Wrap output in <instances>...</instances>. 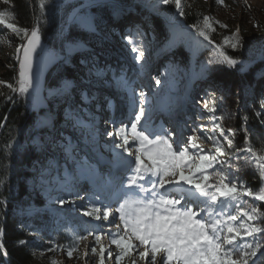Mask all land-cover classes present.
Returning <instances> with one entry per match:
<instances>
[{
  "label": "snow or ice",
  "instance_id": "snow-or-ice-1",
  "mask_svg": "<svg viewBox=\"0 0 264 264\" xmlns=\"http://www.w3.org/2000/svg\"><path fill=\"white\" fill-rule=\"evenodd\" d=\"M49 5L53 10L66 7L63 0H38L40 14L33 13L31 28L18 25L12 12L0 11V26L10 30L20 41L13 54L18 65L16 83L0 80V86L10 93L31 97L34 107L43 111L33 125L32 142L53 160L57 152L61 154L67 166L61 188L75 195L73 200L58 196L54 202L63 206L85 200L75 189L81 180H92L102 186L108 202L94 193L89 203L80 206L84 209L82 215L104 222H109L111 217L115 231L111 228L107 232L98 230L100 225L92 226L86 234L72 229L74 242L67 249L52 243L45 251L63 252L69 260L79 259L74 253L80 254V244L92 237L94 244L90 248L86 246L82 253L85 264L89 254L98 257L97 264H105L106 259L124 264L126 258L130 264H137L138 259L144 264H264V210L259 203H254L264 202V144L259 149L254 147L249 139L250 130L245 127L243 145L238 147L235 143L237 130L224 127L225 116L216 114L218 108L214 99L202 103L203 112L208 115L196 117L207 119L210 126L194 124L187 136H177L163 124L154 126L153 117L157 111L171 114V109L154 107L143 89L136 92L135 81L125 74L117 76L110 66L101 67L95 52V44H102L115 32V23L127 19V30L121 39L143 70L147 32L144 23L133 19L134 13L147 8L159 14L161 5H172L183 18L186 15L183 0H122L120 3L76 0L67 5L72 12L62 20L57 32L59 52L46 50L41 42V24L48 23L45 9ZM215 5L226 7L225 0H215ZM244 7L251 10L246 2ZM148 20L149 17H144L145 23ZM214 24L222 29L228 27L209 15H203L199 23L189 26L197 37L213 45L208 64L239 73L248 71L251 58L241 60L226 51L227 48L240 52L245 48L241 29L223 37L221 44H214L211 38V33L216 31ZM169 27L172 35L165 37V48L174 46L178 39L175 16L169 19ZM259 52L264 60V44ZM46 57L58 59L75 70L55 90L49 89L47 96L43 94L36 67L37 60L43 64ZM109 73L111 79H108ZM260 75L264 76V71ZM152 79L157 86L161 84L159 75ZM113 82L128 93V122L121 121L118 126L115 121L105 122L102 135L109 138L104 145V151L111 154L109 159L100 149L101 132L95 112L101 110L102 103L111 106L112 101L108 96L101 101L93 88L98 83ZM49 96L56 100L58 108H43ZM5 98L12 100L11 95ZM259 107L255 116L264 124V96ZM65 127L79 129L82 133L87 130L85 140L94 155L81 157L79 146L65 137ZM204 143H210L211 147L205 149ZM14 145L21 147L13 141L7 145V150H13ZM248 166L253 167L254 177L260 180L257 190H252L237 175ZM0 204L6 201L0 200ZM4 236L5 229L0 227V255L7 258L9 252L3 242ZM105 240L109 246H115V253L105 246ZM27 243L21 239L16 245ZM49 264L62 262L53 257Z\"/></svg>",
  "mask_w": 264,
  "mask_h": 264
},
{
  "label": "trees",
  "instance_id": "trees-1",
  "mask_svg": "<svg viewBox=\"0 0 264 264\" xmlns=\"http://www.w3.org/2000/svg\"><path fill=\"white\" fill-rule=\"evenodd\" d=\"M116 1L118 3L122 2V0ZM75 2L76 0H63L66 7L53 10L49 5L45 9L48 23L41 24L42 41L51 29L61 25L62 20L66 19L69 10H71L67 5ZM183 2L186 5V15L183 18L179 17L172 5H161L159 14L144 8L136 10L133 19L144 23L147 32L144 40L145 47L155 48L156 53L164 51L165 37L172 35L169 27V19L172 16H175L177 25L193 30L189 26L202 20V16L206 15L207 4L211 8H219L215 5V0H196L195 2L183 0ZM188 5L190 7H187ZM0 11L12 12L18 25L29 28L33 24V13L36 16L40 14L38 0H9L7 4L4 3V0H0ZM146 16L149 17L147 23L144 22ZM254 21H252L253 27H250L249 24L246 26L242 23L241 25V35L246 42L245 48L240 52H233L231 49L226 48L228 54L237 56L241 60L251 58L253 61L260 58L259 49L264 44V29L261 26L255 27ZM127 23V19L116 22L114 25L115 32L109 35L102 44H95L94 42L100 66L107 65H103L101 62V48L108 46L109 43L114 48L115 43L112 39L115 37V40L119 43L118 48L123 55L127 57L131 64L133 62L137 66L138 70L136 69V71L148 75L152 74L145 65L143 70L140 69V65L135 63L125 42L121 39L122 33L127 30ZM214 27L216 31L211 33V38L214 44H221L223 37L229 36V34H227L226 29L220 28L218 24H214ZM0 33H2L0 35V80L15 84L17 70L13 54L20 41L10 30L3 29V26H0ZM190 42L191 36L186 33L182 41L168 50V59L164 63L166 67L160 68L158 73L161 84L155 86L154 97L149 98L155 103L154 107L162 108L165 106V109H171V113L178 108L177 104L169 107L166 105L170 104L171 99H175L184 88L189 63ZM213 50V46L204 41H200V44L197 45L191 71L193 78L194 80H201V82L206 81L214 87L215 93H209L206 99L216 101L218 108L216 114L225 116L224 127L237 130L236 145L238 147L243 145L245 139L244 129L246 127L250 130V142L259 149L264 144V124L261 123V119L255 116V112L260 110L261 97L264 96L262 91L264 76L260 75L264 71V60L256 61L248 71L239 73L226 67L208 64ZM107 66L112 69L114 64L111 63ZM74 71V69L61 63L56 65L46 77L45 94L48 95L49 89L55 90L59 87L63 79L72 76ZM112 86L117 90H121L115 83ZM0 93H3V95H0V124L4 125L0 127V200L6 201V204H0V227L5 229L3 242L9 252L8 264H49L50 258L53 257H56L57 261L59 257H63L65 261H72L75 258L69 260L63 252L48 253L45 250L52 243L60 244L67 249L74 242L72 229L85 234L91 228L87 222L83 221L84 219H75L72 214L76 211L83 212L84 209L80 206L90 202L89 198L94 193L96 194L98 184L89 179L81 180L75 191H79L85 197V200H76L75 205L68 204V206L55 203L54 201L58 196L73 200L75 195H69L67 191L61 188L60 182L65 178V168L67 167L61 154L57 152L55 160H53L50 155L42 153L36 148L32 142L33 125L38 116L43 115V111H38L34 107L31 97H22L19 94L10 93L9 89L4 86H0ZM125 93L123 97L127 99L128 93ZM9 95L12 96L11 101L5 98ZM101 101H103V98ZM47 104L54 109L59 107L56 100L51 96L48 97ZM101 110L107 113L106 118L112 119L113 101L111 106L105 103ZM165 112L169 114L168 111ZM207 115L205 113V116ZM208 124L210 126L209 121ZM86 134L87 130L82 133L81 130L76 128H64L65 137L71 138L73 145L79 146L78 151L81 157L86 154L94 155L91 152V146L86 143ZM104 138L106 137L103 135L98 137L100 149L105 157L110 159L111 154L104 151V145L109 141ZM13 141H16L21 147L17 148L14 145L13 150H7V145L12 144ZM204 148L208 149L207 147ZM70 164L71 161H69ZM68 170L72 171L71 167H68ZM237 175L240 181L252 190H257L260 187V180L258 177H254L252 166L243 168ZM96 202L98 203V201ZM254 203H259L262 210H264V202ZM53 205L57 207H53ZM58 206L60 207L58 208ZM29 229L33 233H38V235L30 234ZM21 239L28 243L25 246H17L16 242ZM110 247L115 253V246ZM39 251L44 252L45 255H37L36 253ZM76 256L77 254L74 253V257ZM2 263H4V259L0 255V264ZM124 264H130L128 258L125 259Z\"/></svg>",
  "mask_w": 264,
  "mask_h": 264
},
{
  "label": "rangeland",
  "instance_id": "rangeland-1",
  "mask_svg": "<svg viewBox=\"0 0 264 264\" xmlns=\"http://www.w3.org/2000/svg\"><path fill=\"white\" fill-rule=\"evenodd\" d=\"M190 1L195 2L196 0H190ZM245 2L248 5H250V8H251L250 11L245 10V7H244ZM225 4H226V7H219L216 9L211 8L207 4L206 15L211 16L214 21H219L221 23L227 24L228 25V27L226 29L227 34L231 35L232 32L236 31L238 28L241 29L242 23L245 24L246 26H247V24H249V25H251L250 27H253L252 21H254V20H255L254 23L256 25L258 24L259 26H261L264 29V0H225ZM60 26L51 29L49 31V34L47 35V37H45V39L42 41L45 48L49 51L59 52L60 41H59V39H57V32H58ZM116 26H118V25H116ZM177 33H178V35H177L178 39H177V42L175 43V45L184 39V38H182L183 35H182V33L178 27H177ZM241 34H242V32H241ZM193 37L194 36H192V38H191V45L189 46V50L190 49L192 50V48L194 49V47H191L193 40L195 42L196 47H197V44H196L197 40L203 41L202 38L194 37V39H193ZM112 40L115 43L114 48H113L111 43L107 44L108 46H106V47L103 46V48H101V50H100V54H101L100 58L102 60L101 62L103 63V65H105V64L109 65V64L113 63L114 66H113L112 70L116 73L117 76H119L121 74H125L128 78H130V76H131L130 80H133L136 69L138 70L137 66L133 62L131 64V62L128 61L127 57L123 55L121 50L118 48L119 43L115 40V37ZM170 48H165L163 52L156 53L157 51L154 50L155 48L146 47V63H145V66L147 68H149V70L151 71L152 74H150V76H153V77L158 76L160 68L162 69V68L166 67V65L164 63L167 61L166 59H168V50ZM191 71H192V67H191V61L189 59L188 69H187V78L185 81L184 89L181 91V93L178 96H176V98L174 97L175 99H171L170 104L166 105L169 107L171 105L177 104L178 108L171 114H168L165 111H157V113L153 117V122H155V118L157 116H160V123H162V121H163L162 120L163 115L165 118H167V120H169V119L173 120L174 117H177L176 120L179 121L177 123V125H179L183 129V131H185L184 136H187V134H189V132L191 131L194 124H197V125L198 124H208L207 119L200 120V119H196V117L200 116L201 114H203L205 116V112H203V109H202V103L204 100H207L206 96L209 95V93L210 94L215 93V89H213L214 87L210 86L208 83H206V81L201 82V80H194L193 76L190 77ZM108 79H111V73H109ZM149 82L154 83L155 81L153 79L152 80L149 79ZM113 83H111V84H100V83H98V84H96V87L93 88V91L96 92V94L100 97V99L104 98V96H108L111 100L116 101L117 95L123 96L126 93L123 92V90H117L116 88H114L112 86ZM152 83L150 86L155 88V86ZM262 85H263L262 91L264 93V82L262 83ZM97 89H98V91H97ZM135 89H136V87H135ZM150 90H151V92H153L152 88L148 89V92H149L148 96H149V98H153L154 95H152L150 93ZM204 97H205V99L203 100ZM104 104L101 105V109L104 107ZM152 104L154 106L155 103L152 102ZM157 108L165 109V106L162 108H160V107H157ZM117 110H118V108L115 109V112H117ZM120 110H122L124 113H126L128 110V103L126 104L123 101V103L121 104ZM101 112H103V113H101ZM112 112H114V110ZM106 114L107 113L102 111V110L96 111V113H95L97 120L99 122L98 128L101 132V135H102V133L105 129V126H106L105 122L102 123V119L105 120V118L107 117ZM184 116H186V117H184ZM187 117H188V120L186 119ZM104 137H106V136H104ZM104 139L109 141L108 137H106ZM203 147L210 148L211 146L209 143H204ZM101 167H103V166H101ZM98 187L99 186H96V191H98L97 190ZM99 194L101 195L100 190L98 191L97 195H99ZM64 206H68V204H65ZM53 207H57V206L53 205ZM59 207L60 206H58V208ZM55 209H57V208H55ZM72 216L75 217V219L76 218L84 219L83 221L87 222V224L90 227L95 226V225H100L101 228L98 230H103L105 232H107L110 228H111V230H115V228L111 224V217L109 220L110 222L95 221V220H92L90 217L88 218L86 216H83L82 211H76L74 214H72ZM93 244H94L93 238L89 237V239L87 241H84L80 244V254H77L80 257L79 259H74L72 261H65V259L63 257H59L58 261L62 262V264H85L86 258L83 257L82 253L85 251L86 246H89V248H90V246H92ZM104 244L106 247L109 248L110 251H112V248L109 246L107 240L104 241ZM41 253L42 252L39 251L36 254L40 255V256L45 255V254L41 255ZM54 258L56 259V257H54ZM97 262H98V257L91 256L89 254V257H87V264H97ZM105 264H115V262L113 260H107L106 259ZM137 264H144V261L138 259Z\"/></svg>",
  "mask_w": 264,
  "mask_h": 264
},
{
  "label": "water",
  "instance_id": "water-1",
  "mask_svg": "<svg viewBox=\"0 0 264 264\" xmlns=\"http://www.w3.org/2000/svg\"><path fill=\"white\" fill-rule=\"evenodd\" d=\"M116 3H118L116 0H115ZM137 2H139V0H137ZM145 10H147V8H144ZM72 12V9L69 10V13L67 14L66 18L71 14ZM178 28L180 29L181 33H185L187 32L188 34H192V36H196L195 32L193 30H191L190 28H187V27H184L182 25H179L178 24ZM41 42H42V38H41ZM207 42V41H205ZM208 43V42H207ZM43 44V42H42ZM213 46V45H212ZM46 49V48H45ZM47 50V49H46ZM258 60H261V58L257 59V60H253L251 62V65H253L256 61ZM60 62L58 59H53V58H50V57H46L43 64H41V62L39 60H37L36 62V67H37V70L39 71L40 73V82H41V85H42V88H43V94L46 96L45 94V88H46V80H47V76L48 74L50 73V71L56 66L58 65ZM14 64L16 65V70H17V76H18V65L16 63V61L14 60ZM48 103V100L44 101L43 103V108L46 109L49 107V104ZM36 109L38 111H41V108L40 107H36ZM4 263L2 264H5V261H6V264H8V257L7 258H4Z\"/></svg>",
  "mask_w": 264,
  "mask_h": 264
},
{
  "label": "bare ground",
  "instance_id": "bare-ground-1",
  "mask_svg": "<svg viewBox=\"0 0 264 264\" xmlns=\"http://www.w3.org/2000/svg\"><path fill=\"white\" fill-rule=\"evenodd\" d=\"M186 33V32H185ZM44 48H45V46H44Z\"/></svg>",
  "mask_w": 264,
  "mask_h": 264
}]
</instances>
